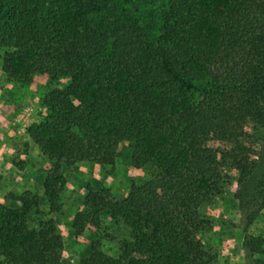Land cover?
Returning <instances> with one entry per match:
<instances>
[{
  "label": "trees",
  "instance_id": "obj_1",
  "mask_svg": "<svg viewBox=\"0 0 264 264\" xmlns=\"http://www.w3.org/2000/svg\"><path fill=\"white\" fill-rule=\"evenodd\" d=\"M115 2L0 0L7 76L70 82L45 95L44 119L26 130L51 163L46 202L59 213L64 170L113 166L126 144L131 167L150 168L149 179L122 200L87 188L72 231L79 240L108 217L130 240L118 256L92 244L79 264H212L202 236L213 231L228 173L245 228L264 212V0H171L154 40ZM18 201L0 204V264H64L56 221L30 228L39 198ZM243 246L264 264V237Z\"/></svg>",
  "mask_w": 264,
  "mask_h": 264
},
{
  "label": "rangeland",
  "instance_id": "obj_2",
  "mask_svg": "<svg viewBox=\"0 0 264 264\" xmlns=\"http://www.w3.org/2000/svg\"><path fill=\"white\" fill-rule=\"evenodd\" d=\"M115 3L116 10L124 19L136 22L149 39L154 40L160 35L162 12L171 0H116ZM104 17L100 16V19ZM5 53V50L0 51V204L19 209L20 196L26 193L37 196L40 205L29 215V227L36 229L40 222L51 218L56 221L57 231L64 241V264H79L90 255V247L95 243H101L106 254L118 256L122 243L130 240V231L123 222L106 217L100 230H87L81 239L76 240L72 231L73 219L84 209L87 188L109 190L115 200H122L129 194L132 185H142L149 179L150 168L133 169L130 165L132 151L126 144L118 147L120 155L113 166L104 168L85 162L84 179L74 177L73 168H66L67 184L59 197L61 210L51 213L44 191V179L51 163L31 141L26 130L44 119L45 95L54 89H65L70 82L63 80L53 84L40 78L31 85L18 84L3 71ZM207 145L211 148L220 146L215 140H210ZM257 149L260 150L261 146L257 145ZM228 174L231 183L219 202L213 231L204 234L202 239L213 258L212 264H256L262 257L249 259L243 244L246 236L264 237V212L245 228L239 203L234 197L237 177Z\"/></svg>",
  "mask_w": 264,
  "mask_h": 264
},
{
  "label": "crops",
  "instance_id": "obj_3",
  "mask_svg": "<svg viewBox=\"0 0 264 264\" xmlns=\"http://www.w3.org/2000/svg\"><path fill=\"white\" fill-rule=\"evenodd\" d=\"M85 163H81V164H78L76 165L74 168H73V176L76 177L78 176L80 179H84L85 177V171H83L85 168L84 166ZM71 174V173H70Z\"/></svg>",
  "mask_w": 264,
  "mask_h": 264
}]
</instances>
